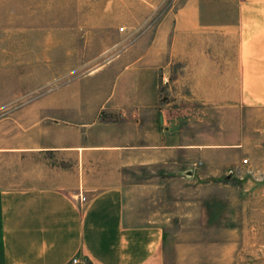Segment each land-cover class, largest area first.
Returning a JSON list of instances; mask_svg holds the SVG:
<instances>
[{
  "label": "rangeland",
  "instance_id": "1",
  "mask_svg": "<svg viewBox=\"0 0 264 264\" xmlns=\"http://www.w3.org/2000/svg\"><path fill=\"white\" fill-rule=\"evenodd\" d=\"M260 34L264 0H0V146L18 141V106L78 89L128 48L155 44L166 49L167 79L156 89L168 122L181 121L186 141L207 150L195 164L172 155L166 166L123 169L126 201L140 220L181 212L200 238L229 244L242 264H264V107L222 106L230 100L220 96L219 79L222 59L237 57ZM191 58L198 60L193 78ZM95 88L102 92L103 83ZM72 165L53 154L0 152V189L59 185L72 179ZM189 169L191 178L178 176Z\"/></svg>",
  "mask_w": 264,
  "mask_h": 264
},
{
  "label": "crops",
  "instance_id": "2",
  "mask_svg": "<svg viewBox=\"0 0 264 264\" xmlns=\"http://www.w3.org/2000/svg\"><path fill=\"white\" fill-rule=\"evenodd\" d=\"M250 45L222 59L220 96L230 100L224 107H264V34ZM155 46L130 47L88 74L80 88L18 106V141L0 152L53 154L73 163V177L54 186L0 189V264H73L74 258L79 264H242L229 244L200 238L198 225L184 224L181 212L157 211L140 220L126 201L123 169L166 166L172 155H189L195 164L207 150L186 141L181 121L168 122L156 89L167 79L166 49ZM190 62L193 78L198 60ZM206 68L213 83V61ZM99 82L102 92L95 88ZM230 83L240 91L232 93Z\"/></svg>",
  "mask_w": 264,
  "mask_h": 264
},
{
  "label": "water",
  "instance_id": "3",
  "mask_svg": "<svg viewBox=\"0 0 264 264\" xmlns=\"http://www.w3.org/2000/svg\"><path fill=\"white\" fill-rule=\"evenodd\" d=\"M182 174L184 176H187V177L191 178L193 176V174H194V171L193 170H187V171H184Z\"/></svg>",
  "mask_w": 264,
  "mask_h": 264
},
{
  "label": "built area",
  "instance_id": "4",
  "mask_svg": "<svg viewBox=\"0 0 264 264\" xmlns=\"http://www.w3.org/2000/svg\"><path fill=\"white\" fill-rule=\"evenodd\" d=\"M80 200L82 202H85L86 201V197H82ZM79 262H80L79 258H74L73 259V264H79Z\"/></svg>",
  "mask_w": 264,
  "mask_h": 264
}]
</instances>
